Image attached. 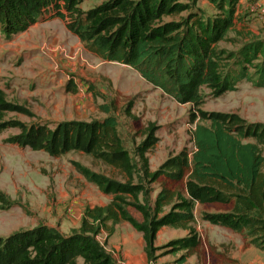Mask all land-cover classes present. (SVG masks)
I'll return each instance as SVG.
<instances>
[{
  "label": "trees",
  "instance_id": "1",
  "mask_svg": "<svg viewBox=\"0 0 264 264\" xmlns=\"http://www.w3.org/2000/svg\"><path fill=\"white\" fill-rule=\"evenodd\" d=\"M84 1L0 0V30L9 41L37 22L65 21L90 52L132 67L176 101L192 104L194 149L170 154L153 170L148 153L158 142L154 123L131 151L110 104L100 105L103 118L28 124L4 120L7 112L35 114L0 88V134L20 130L5 141L52 157L83 152L122 176L72 160L78 173L112 196L109 203L90 207L80 229L69 234L39 223L0 236V264H122L97 238L102 229L113 233L121 221L143 234L151 263L161 255L157 251H182L176 262L184 264L204 246L197 228L199 205L201 220L239 233L264 250V123L202 108L207 95L220 97L244 81L264 87V34L238 50L220 45L230 40L241 0H208L218 11L212 15L198 7L199 0H103L88 10L80 6ZM68 88L78 91L73 83ZM133 105V100L126 105L128 116ZM0 202H9L1 190ZM207 205L228 209L210 211ZM164 227L187 234L156 245Z\"/></svg>",
  "mask_w": 264,
  "mask_h": 264
},
{
  "label": "rangeland",
  "instance_id": "2",
  "mask_svg": "<svg viewBox=\"0 0 264 264\" xmlns=\"http://www.w3.org/2000/svg\"><path fill=\"white\" fill-rule=\"evenodd\" d=\"M102 1L85 0L80 6L88 10ZM198 7L209 15L218 12L208 0H199ZM263 34L264 0H241L236 25L228 34L230 40L220 45L238 50ZM70 83L77 86V92L68 88ZM0 88L6 91L10 101L26 106L35 114L29 117L7 112L4 120L18 119L28 124L49 121L54 126L62 120L103 118L106 113L100 105L110 104L131 151L143 140L147 126L154 123L158 142L148 153L153 170L170 154L184 148L194 149L192 132L196 124L191 122V113L195 111L192 104L176 101L132 67L104 60L90 52L60 18L37 22L9 41L0 30ZM131 100L133 115L128 116L125 108ZM202 108L236 112L248 122L264 123V87L244 81L237 90L220 97L207 95ZM19 132L18 128H8L0 134V190L9 201L4 205L0 202V236L39 223L69 234L80 229L90 206L109 203L110 199L96 185L75 170L72 160L122 179L117 170L83 152L52 157L45 151L5 141ZM201 209L199 205L197 228L204 246L184 264H264L263 249L239 233L201 220ZM206 209L226 210L228 206L207 205ZM132 213L141 219L140 213L135 210ZM114 228L111 234L102 229L97 238L113 251L120 263L178 264L176 259L182 251L177 254L157 251L156 255H161L151 263L145 253L142 233L126 221L114 224ZM186 234L182 229L164 227L158 233L156 245Z\"/></svg>",
  "mask_w": 264,
  "mask_h": 264
},
{
  "label": "crops",
  "instance_id": "3",
  "mask_svg": "<svg viewBox=\"0 0 264 264\" xmlns=\"http://www.w3.org/2000/svg\"><path fill=\"white\" fill-rule=\"evenodd\" d=\"M103 194H104V193H103ZM104 195L107 197L108 200H109V199L111 200V198H112L111 195H106V194H104ZM110 196H111V198H109ZM110 200H109V201H110ZM90 207H91V206H90ZM75 210H76V211H79V209H77V208H75ZM124 248L126 249V246H124ZM106 249H107L109 252H111L112 254H114L113 251H111V249H108V248H106ZM145 253H146V252H145ZM146 256H147V254H146ZM147 259H148V257H147ZM148 261H149V259H148ZM149 262H150V261H149Z\"/></svg>",
  "mask_w": 264,
  "mask_h": 264
}]
</instances>
